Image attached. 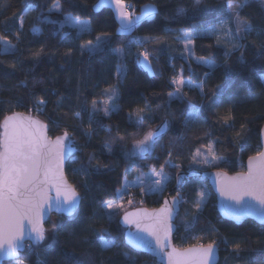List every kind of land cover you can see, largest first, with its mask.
<instances>
[{"label": "trees", "instance_id": "trees-1", "mask_svg": "<svg viewBox=\"0 0 264 264\" xmlns=\"http://www.w3.org/2000/svg\"><path fill=\"white\" fill-rule=\"evenodd\" d=\"M98 1L0 0V37L15 46L4 52L5 43L0 41V124L19 113L45 123L51 138L67 130L76 152L65 174L81 197L73 217L49 219L46 232L52 229V221H59L51 243L29 246L18 261L6 264H77V259L84 264H156L125 245L119 225L122 214L109 218L102 205L116 201L124 183L162 164L172 179L170 190L176 174L191 171L195 153L203 148H213L216 164L198 171L230 175L243 172L245 162L261 150L264 0H250L241 15L251 21L253 31L232 40L206 32L227 16L228 0H123L129 14L139 13L148 4L156 8L152 18L136 23L129 34L118 33L113 11L96 9ZM28 6L34 10L24 17L21 27L19 17ZM69 14L87 21L90 31L79 33L62 25ZM33 26L40 29L38 34ZM185 31L200 33L187 61L181 46ZM97 36L107 38L108 46L91 55L87 50L81 54V45L88 41L95 45ZM142 39L145 42L139 43ZM115 49H122V54ZM142 52L149 53L152 75L137 62ZM196 57H205L215 67L209 68ZM118 65L127 70L122 79L117 76ZM181 70L183 78L193 84L204 82V95L199 88H184L183 99L169 98L176 89L171 79L179 78ZM109 88L118 90L117 108L105 115L99 109L109 101L105 94ZM189 100L198 106L194 117H189ZM93 101L97 111H93ZM138 109H143L140 115ZM165 118L169 127L151 150L130 156L133 143L157 131ZM89 131L91 135L86 134ZM169 152L179 167L165 164ZM200 187L205 188L206 199L198 212ZM178 191L182 200L175 222L176 248L215 241L219 264H264V226L252 221L237 226L222 220L214 194L200 178L184 179ZM132 194L130 188L131 198ZM165 195H138L133 200L139 204L135 208L155 209ZM101 231L111 234L114 245L102 247Z\"/></svg>", "mask_w": 264, "mask_h": 264}, {"label": "snow or ice", "instance_id": "snow-or-ice-1", "mask_svg": "<svg viewBox=\"0 0 264 264\" xmlns=\"http://www.w3.org/2000/svg\"><path fill=\"white\" fill-rule=\"evenodd\" d=\"M114 2L120 7L121 32H128L134 23H138L144 18L143 16L133 18L124 10L123 0H114ZM249 2L250 0H228L227 16L220 19L218 23L213 24L207 32L213 35L224 32L230 38L243 37L251 33L253 31L251 21L241 15ZM53 7L58 9L59 4L57 3ZM33 10L31 6L24 9L19 17L21 27L24 24V17ZM154 11V8H148L144 16H149ZM63 24H68L81 33L90 31L88 23L78 20L70 14L65 17ZM33 31L38 33L40 29L33 26ZM199 34V32H182L181 42L184 44L189 56L194 54L190 46L194 44L195 36ZM17 39H19V33H17ZM0 41L5 43L4 52H8L15 47L11 45L6 37H0ZM138 42L144 43L145 41L142 39ZM108 44L109 40L107 38L97 36L95 45L92 41H88L87 45H81V54L85 50L90 55L94 54L107 47ZM233 47H238V45H233ZM114 51L117 54H122V49H115ZM70 52L71 50H69ZM196 59L209 68L215 67L205 57H196ZM137 62L149 72L152 71L149 53H138ZM126 71L125 67L117 66V76L121 79ZM182 71L179 78L174 76L171 79V83L176 85V89L175 92L169 93V98L183 99L187 95L183 91L184 88H199L201 95H204V82L193 84L191 80L183 78ZM105 94L108 95L109 101L105 102L104 107L99 110L108 115L117 108L114 98L119 93L117 89L109 88L105 90ZM109 103L111 107H109ZM189 104V117H194L198 112V106L192 104L190 100ZM97 110V104L93 101V111ZM141 112H143V109H138L137 115H140ZM75 115L77 118L80 117V113H75ZM187 122L186 120L185 123L187 124ZM168 127L169 121L165 118L162 126L157 131H149L142 140L135 141L136 149L132 154L142 155L149 152L154 141L160 138ZM46 128L47 125L41 121L19 113L8 116L3 121V134L0 138V258H18L19 251L30 246L25 244L26 234L34 244L42 243L45 240V230L41 224L44 216L50 215L53 211L71 216L81 200L75 187L67 184L63 176L66 150H74L70 147V143H65L66 141L70 142L69 133L65 130L62 136L51 140L45 134ZM86 134L91 135V131ZM106 147L111 151L110 146L106 145ZM211 151V147H209V153ZM197 154H199V150ZM168 156L169 159L165 161V164L169 167H179V165L173 163L171 152L168 153ZM203 162L211 164L212 160L205 156ZM151 174L154 177L151 181V188L162 191L165 182L169 179L164 171V165L160 166L159 171L153 170ZM177 179L179 181L182 178L178 176ZM226 180L227 183L222 184L221 192L234 201L235 205L240 206L236 207L234 205L232 207L235 214L241 215L252 211L254 206L250 205L249 200L246 198H251L261 209H264V151L249 158L246 174L226 178ZM126 187L127 182L124 188L118 190L121 199ZM203 195L201 193V196ZM176 196L179 197L180 193L177 192ZM169 203L175 205L178 200L173 197L171 202L165 201L164 207L152 213H144L142 216L138 213L125 215V222L135 225L139 232L148 234V237H143L129 232V238H135L137 246L146 247L157 252L162 260L166 259L167 264H215L214 258L217 248L215 241L208 243L206 246L200 245L184 251H177L174 248L167 251L170 246L169 238L172 230L169 221L173 211L172 207H169ZM102 206L106 211L122 207L121 204L111 202H105ZM197 208H199V205H197ZM111 215L112 213L109 214V218H111ZM52 224L53 229H55L59 221H52ZM98 238L104 248H108L115 243V240L111 238V234L106 231L98 233ZM77 264H84V262L77 259Z\"/></svg>", "mask_w": 264, "mask_h": 264}, {"label": "water", "instance_id": "water-1", "mask_svg": "<svg viewBox=\"0 0 264 264\" xmlns=\"http://www.w3.org/2000/svg\"><path fill=\"white\" fill-rule=\"evenodd\" d=\"M12 115H9V116H12ZM24 116L31 117L34 120H39L36 117H32V116H28V115H24ZM4 119H3V121H4ZM3 121L0 124V138H2V134H3ZM39 121H41V120H39ZM43 124H45V123H43ZM45 134L51 140H55L58 137L57 136L55 138H51L49 136L48 126H47V128L45 130ZM65 143L66 144L70 143V147L72 149H74L73 151H67L66 150L65 159H64V162H63V176H64V179H65L67 184L71 185L69 183V181L67 180V178H66L65 169H66V165L69 162V160L71 158H73V156L75 155L76 147H75V142L71 138H70V142L66 141ZM260 147H261L260 152L264 151V126L262 127L261 132H260ZM248 163H249V159L245 162V168H244L243 172L235 173V174H231V175L227 174L226 172L218 171V170L206 171V172L198 171V170H191V171H188V172H184V171L178 172L176 174V176H175V185H174V187L171 188L167 192V195L164 196V198L162 199L161 204L157 208H155V209L136 208V209L129 210V211L125 212L123 215H121V217L119 218V225L124 230V243H125V245L131 251H133L135 253L144 254V255H147V256L151 257L153 260H155L156 264H167L166 259L162 260L161 256L157 252L151 251V250H149L146 247L137 246L136 239L135 238H133V239L129 238V232H132L133 234H136V235H139V236H143V237H148V234L146 232H139L136 229L135 225L128 224L127 222H125L124 216L127 215V214H130V213H138L141 216L144 213H152L155 210H158V209L164 207L165 206V201L171 202L173 197H176V199L178 200L177 204L172 205L171 203H169V207H172L173 211H172V217H171V219L169 221L171 226H172V230L170 232V238H169V245L170 246L167 249V251H171V249H173V248L176 249L177 251H184L185 249L198 247V246H192V247H188V248H185V249H178V248H176L174 246V243H173V238H174V235L176 233L175 222H176V219L178 218L179 213H180V201H179V198L176 196V193L179 190V188H180L181 184L183 183L184 179H187V178H200L203 181L207 182L208 186L210 187L212 193L215 196V199H216V210H217V213H218L219 217L222 220L230 222V223H233V224H235L237 226H240L241 224H243L246 221H252V222H254L255 224H257L259 226H264V209H261L257 205V203L255 201L251 200V198H246L247 200H249V204L254 206L252 211L246 212V213L241 214V215H237V214H235L232 211V207L235 205V202L230 200L227 196L223 195L222 192H221L222 184L227 183L226 178L236 177L238 175L246 174L248 172ZM178 176L182 178L179 181L177 179ZM53 195H54V190H53ZM80 202H81V200H80ZM80 202H79L76 210L74 211V213L71 216L67 215L66 213H59L58 214L55 211L51 212L50 215H45L43 220L41 221L42 227L45 230V240L42 243H40V244H34L33 241L31 239H29L27 234H26L25 244L26 245H30L32 247L44 246L45 242H46V238H47L46 225L49 222V219L52 216H63V217H67V218L73 217L74 214L77 212V210L79 208ZM235 206L236 207H240L239 205H235ZM26 225H27V222H26ZM26 248H28V247H26ZM26 248H24L23 250L19 251L18 258H13V257L0 258V264H6L8 262L18 261L19 258H20V255L25 252ZM214 260H215V264H219L220 253H219V248L218 247L216 248V253H215Z\"/></svg>", "mask_w": 264, "mask_h": 264}, {"label": "rangeland", "instance_id": "rangeland-1", "mask_svg": "<svg viewBox=\"0 0 264 264\" xmlns=\"http://www.w3.org/2000/svg\"><path fill=\"white\" fill-rule=\"evenodd\" d=\"M123 5H124V10L126 11V4L124 2H123ZM100 8H109V9H111L113 11L115 19H116V21L118 23V30H117L118 33H120V34H129V33L132 32V30L134 29V25L136 23H134L131 26V29L128 32H121L120 31L121 23H122V18L120 16V7L115 4L114 0H99L97 5H96V9H100ZM148 8H154L155 11H156V8H155L154 5L148 4V5L144 6V7H142V9L140 10L139 13L133 12L130 15L133 18L142 17L143 16L144 18L141 19L140 21H142L144 19H150V18H152L154 16L155 11L152 12L151 15H149V16H144V13L147 11ZM55 11H57V8H55ZM85 22L88 23L87 21H85ZM65 25L70 26L68 24H65ZM72 28H74V27H72ZM74 29H76V28H74ZM190 32H193V31H190ZM206 32H207V30H206ZM34 33L38 34L39 32L38 33L34 32ZM79 33H81V32H79ZM218 36L220 38H223V39L232 40V38L227 36L224 32L219 33ZM238 39H239V37H238ZM181 46L183 48V55L182 56L187 61V58L192 57L193 55L189 56V54L185 50V46H184V44L182 42H181ZM190 47L192 48V45ZM141 67H143V66L141 65ZM143 69L149 75L153 74V71L149 72L144 67H143ZM261 79H262V82L264 83V76H262ZM103 107H104V105H103ZM103 107H101L100 109H102ZM109 107H111V104H109ZM155 131L156 130H153L152 132H155ZM143 137L138 139V140H142ZM135 149H136V145H135V142H134L133 145L131 146V148L129 149L130 150L129 151L130 156H135V155L132 154L135 151ZM211 150H212L211 153H209V148L207 147V148H203V149L199 150V154H197V152H196L195 155H194V158H193V162L191 163V170H203L205 167L214 166V164H216V158H215L214 150H213L212 147H211ZM205 156H208V159L212 160L211 164L203 162ZM159 170H160V168L156 169L155 171H159ZM164 171L167 173L169 179L165 182L164 188H163L162 191H156V190H153L151 188V186H150L151 185V181H152V179H154V177L151 174L153 172V170H151V172L143 174V175H139L133 181L127 182V187H126V190L123 192L122 199H121V194L118 193V199L116 201H114V202H111V203L121 204L122 207H120L118 209H114V210H108L107 212L112 213L114 215H118V214H120V215L122 214L123 215L125 212H127L129 210H132V208L136 209L135 207L138 206L139 204H138V202H135L133 200L138 195L141 196V197H144V195L154 194L155 196L161 197L164 193H166V191H167V189H168V187L170 185V182L172 181V179L170 177V174L168 172V169L165 166H164ZM141 182H143V183H141ZM124 187H125V183H124L122 188H124ZM130 188L133 190V194H135V196L133 198H131V196L128 195V191H129ZM177 192H179V191H177ZM201 193H203L204 195L201 196ZM178 198L182 200V196L181 195ZM205 199H206V190H205V188L200 187V191H199V208H196V211L199 212V211L202 210L201 206H202L203 202L205 201ZM53 234H54V230H53V224H52V229L50 228V229L47 230V238H46L45 246L52 242L53 236H54ZM15 264H20V263H15Z\"/></svg>", "mask_w": 264, "mask_h": 264}, {"label": "built area", "instance_id": "built-area-1", "mask_svg": "<svg viewBox=\"0 0 264 264\" xmlns=\"http://www.w3.org/2000/svg\"><path fill=\"white\" fill-rule=\"evenodd\" d=\"M126 11L128 12V13H130V8L129 7H126ZM133 195V194H132ZM132 197V196H131Z\"/></svg>", "mask_w": 264, "mask_h": 264}, {"label": "flooded vegetation", "instance_id": "flooded-vegetation-1", "mask_svg": "<svg viewBox=\"0 0 264 264\" xmlns=\"http://www.w3.org/2000/svg\"><path fill=\"white\" fill-rule=\"evenodd\" d=\"M167 190H168V189H167ZM168 191H169V190H168ZM168 191H166V195H167V192H168ZM176 194H177V193H176Z\"/></svg>", "mask_w": 264, "mask_h": 264}]
</instances>
